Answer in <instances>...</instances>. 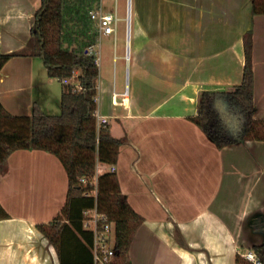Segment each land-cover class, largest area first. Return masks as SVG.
<instances>
[{"label":"crops","instance_id":"0c3cea01","mask_svg":"<svg viewBox=\"0 0 264 264\" xmlns=\"http://www.w3.org/2000/svg\"><path fill=\"white\" fill-rule=\"evenodd\" d=\"M41 4L0 0V55H10L0 65V107L16 116L34 104L54 115L45 98L56 78L46 69L36 76L43 62L33 53ZM131 12L129 41L100 36L99 48L109 54L112 37L114 51L112 68L102 69L99 61L95 98V113L106 117L111 135L125 139L116 163L98 162L96 172L114 170L121 193L143 218L129 260L251 264L243 254L264 244V141L217 148L189 118L202 91H227L241 82L242 37L251 30L253 118L264 120V14H251V0H134ZM67 187L52 153L10 154L0 175V206L8 215L0 219V264H59L37 226L59 214Z\"/></svg>","mask_w":264,"mask_h":264},{"label":"trees","instance_id":"16d2710c","mask_svg":"<svg viewBox=\"0 0 264 264\" xmlns=\"http://www.w3.org/2000/svg\"><path fill=\"white\" fill-rule=\"evenodd\" d=\"M57 1V14L62 13L66 5L76 20L84 25L86 21L92 23L87 11H82L85 2L90 0H78L76 8L73 4H66L70 0ZM47 2L42 0L35 13L31 32L34 56L42 60L48 77L61 82L72 78L74 71L78 70L80 89L73 91V84L63 83L58 115L45 114L35 104L29 114L19 116L0 107V175L5 170L8 157L16 150L39 149L52 153L67 174L66 199L59 214L37 228L55 248L59 264H93V236L82 227V213L95 205L105 213L113 228L116 258L112 264H131L128 250L143 218L121 193L115 171L108 170L97 176L96 196H85L84 192L94 186H82L79 181L81 177H94L98 162L113 166L119 147L125 143L124 138L111 135L108 125L97 128L95 98L99 69L95 57L88 54V47L97 42V33L88 31L81 40H73L69 60L57 62L58 54H51L44 48L43 15ZM251 14H264V0H251ZM242 40L244 66L241 82L227 91H202L198 96L197 114L189 118L217 148L248 139L264 141V120L253 118L252 31H246ZM9 57L0 55V65ZM7 216L0 206V219ZM252 250L264 264V244L254 246Z\"/></svg>","mask_w":264,"mask_h":264},{"label":"rangeland","instance_id":"374dc122","mask_svg":"<svg viewBox=\"0 0 264 264\" xmlns=\"http://www.w3.org/2000/svg\"><path fill=\"white\" fill-rule=\"evenodd\" d=\"M99 0H90L89 3L85 2V7L82 9V11H87L90 8H94L98 4ZM133 1L131 0V7L133 9ZM58 4L57 0H48L45 13L43 15V34H44V48L47 52H50L51 54L57 53L58 56L55 60L57 62H67L69 60V51L72 44H74L73 40L76 38L81 40L88 31H91L92 23L89 21H86V24L79 22V20H76V17L73 15V12H68V9L66 8V5L63 6L62 13L60 14L55 12V7ZM67 5L73 4L75 5V8L79 5L78 0H70V2L66 3ZM103 7L106 10H113V0H104L103 1ZM118 16L121 18L118 21V28H117V35L118 36H124L125 37V16H126V0H118ZM132 15V12H131ZM132 31H131V41H132ZM105 42V41H103ZM113 41L111 37L110 41V50L108 51L109 54H107V51L105 48L102 47V49H99V57H100V63H102V69H105L106 67L112 68V57H113ZM104 50V51H103ZM124 60L128 62L126 58V49L124 48ZM110 59V61H109ZM122 70L125 68L124 63H122ZM118 61H115V66L119 70L120 65L118 67ZM110 68V69H111ZM44 65L42 64L41 67L37 66L36 68V76H39V73H43ZM46 71V70H45ZM124 72V70H123ZM79 71H74V76L70 79H68V83L73 84L74 88L77 90L80 89L77 82V77L79 76ZM119 76V75H118ZM121 76V75H120ZM122 83L124 82V75L121 77ZM38 82V80H37ZM60 81L57 79H54V81H51L49 85H47V92H46V98L45 101L50 106V108H46L49 114L57 115L60 113ZM116 133V132H114ZM96 172V175L94 177H91L90 180L92 182H95L97 180V176L101 174V169ZM117 260V259H116Z\"/></svg>","mask_w":264,"mask_h":264},{"label":"built area","instance_id":"2783aa9c","mask_svg":"<svg viewBox=\"0 0 264 264\" xmlns=\"http://www.w3.org/2000/svg\"><path fill=\"white\" fill-rule=\"evenodd\" d=\"M103 1L99 0L94 8L87 10L89 20L92 22L91 30L97 33V42L88 47V54L95 57V64L99 65V40L101 35H111L113 37L117 34L118 21L121 19L118 16V0H113V10H106L103 7ZM131 0H126V24H125V38L129 41L130 36V20H128V11L131 12ZM126 58L129 60V45L126 47ZM66 82V80H64ZM73 91H78L73 88ZM127 94V89L124 91ZM97 119V128L105 127L107 119L104 116H99L95 113ZM80 183L82 186L93 185L94 188L85 191L84 195L96 196L97 180L92 182L90 178L81 177ZM82 227L85 230L92 232V254L93 264H112L116 258V249L113 246V228L107 222L106 215L100 212L95 205L92 208H87L82 213ZM243 258L251 264H262V261L253 250H248L243 254Z\"/></svg>","mask_w":264,"mask_h":264},{"label":"bare ground","instance_id":"6f19581e","mask_svg":"<svg viewBox=\"0 0 264 264\" xmlns=\"http://www.w3.org/2000/svg\"><path fill=\"white\" fill-rule=\"evenodd\" d=\"M129 13H128V20H130L131 21V12L130 11H128Z\"/></svg>","mask_w":264,"mask_h":264}]
</instances>
